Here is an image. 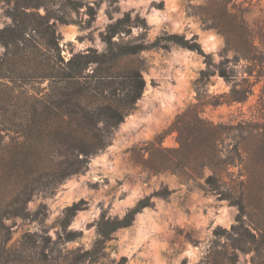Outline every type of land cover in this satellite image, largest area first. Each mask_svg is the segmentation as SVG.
Segmentation results:
<instances>
[{
  "label": "rangeland",
  "instance_id": "obj_1",
  "mask_svg": "<svg viewBox=\"0 0 264 264\" xmlns=\"http://www.w3.org/2000/svg\"><path fill=\"white\" fill-rule=\"evenodd\" d=\"M81 1L94 6V17H88L81 9L71 14L70 24L55 26L64 59L87 49L101 53L105 47L101 38L107 26L124 13L144 19L148 30L143 33L133 27L121 41L150 43L163 34H177L185 39L195 37L202 52L210 55L215 64L234 56L233 51H225L223 35L201 20L200 8L209 9L205 2L213 0ZM235 3L248 22L252 51L259 58L255 69L249 70L251 76L243 73L244 62L235 67L237 81L246 79L250 85L251 94L244 101L225 98L232 83L217 74L201 86L197 79L205 64L200 55L190 50L171 46L122 59L111 70H139L144 80L135 110L118 126L111 144L90 159L85 172L65 179L51 195L34 194L26 204L27 218L8 213L11 207L7 205L22 188L18 174L11 178L5 174L10 143L1 133L0 264H221L219 253L226 252L228 241L225 233L218 231L220 236H215L214 231H228L238 211L230 200L221 199L205 186L206 177L216 175L225 192L234 187L252 220L261 217L263 211L258 207L264 199V0ZM6 8L0 1V29L10 23ZM3 51L0 44V57ZM28 57L31 56L22 52V59L11 67L28 72L32 67ZM43 63L49 69L52 59ZM87 70L99 69L90 65ZM47 85V81L25 85L15 82L8 83V89L0 88V119H11L9 111L19 109L26 100L39 98ZM16 113L13 119L18 123ZM197 121L217 126L219 156L230 165L216 171L201 167L197 175H153L131 159L132 148L160 138L163 148H178L181 138L188 142L189 154L200 153L206 135L195 130ZM160 188H167L170 195L166 199L152 198V206L137 214L130 227L112 234L98 259L84 255L96 239L95 223L102 212L111 218H122L139 200ZM73 205L77 211L68 230L79 232L80 237L63 245L36 243V235L42 232L56 239L64 211ZM24 235H29L28 243L21 247ZM236 256L237 264H251L252 252L236 251Z\"/></svg>",
  "mask_w": 264,
  "mask_h": 264
},
{
  "label": "trees",
  "instance_id": "obj_2",
  "mask_svg": "<svg viewBox=\"0 0 264 264\" xmlns=\"http://www.w3.org/2000/svg\"><path fill=\"white\" fill-rule=\"evenodd\" d=\"M0 1L6 4L5 15L10 20L0 29V44L4 48L0 57V88L8 89V83L15 82L24 85L33 81L48 82L39 98L26 100L19 109L9 111L11 119H0V135L4 134L10 143L6 149L9 163L5 174L8 178L18 174L22 188L7 205L11 207L8 211L11 216L27 218L26 204L34 194L51 195L65 179L85 172L90 159L111 144L118 126L135 110L145 85L139 70H111L122 59L150 49L184 48L203 58L205 69L200 71L197 79L201 86L210 76L217 74L225 82L232 83L230 92L225 96L228 100L242 102L251 94L246 79L237 81L235 67L244 62L243 73L251 76L249 70L255 69L259 58L252 51L254 43L249 40L248 22L244 13L238 10L237 0L207 1L205 6L212 9L200 8L203 24L217 29L225 39V51L234 53L232 60L224 59L217 64L213 63L210 55L202 52L195 37L185 39L182 35L163 34L150 43L121 41L123 36L131 34L133 27L140 28L143 33L148 30L144 19L138 16L131 18L128 13L107 26L101 38L105 45L101 53L87 49L64 59L56 24H70L71 14L81 9L92 18L95 15L94 6L81 0ZM138 37L142 38L141 35ZM115 38L119 40L115 41ZM22 52L31 56L28 58L32 67L27 69L28 72L11 67L22 59ZM49 58L52 65L46 69L43 62ZM90 65H96L99 70H87ZM17 111L18 123L13 119ZM197 129L206 135L204 148L198 154H189V144L181 138L178 139L179 147L173 150L163 148L160 138L141 148H132L129 151L131 159L153 175L165 172L181 176L197 175L201 167L216 171L223 165H230L219 156L217 126L197 121ZM204 183L221 199L230 200L238 211L235 223L228 231H214L215 236H220L218 231L225 233L228 241L226 252L219 253L220 263L237 264L238 251L252 252L251 264H264V199L258 207L259 211H263L261 217L252 220L241 194H236L234 187L225 192L216 175H209ZM262 190L264 198V186ZM170 193L167 188H160L139 200L122 218H111L102 212L95 223L96 239L84 255L98 259L113 233L130 227L137 214L152 206V198L166 199ZM76 211V205L65 209L55 240L42 232L36 235V243L42 246L63 245L79 238V232L68 230ZM28 237L23 236L21 247L28 243Z\"/></svg>",
  "mask_w": 264,
  "mask_h": 264
}]
</instances>
